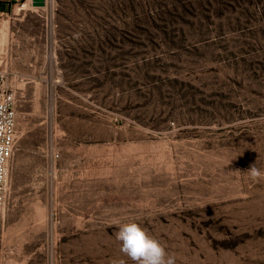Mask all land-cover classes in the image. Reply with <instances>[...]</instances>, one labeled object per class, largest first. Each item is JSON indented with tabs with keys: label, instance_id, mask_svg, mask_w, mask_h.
<instances>
[{
	"label": "rangeland",
	"instance_id": "obj_1",
	"mask_svg": "<svg viewBox=\"0 0 264 264\" xmlns=\"http://www.w3.org/2000/svg\"><path fill=\"white\" fill-rule=\"evenodd\" d=\"M12 259L134 264L135 220L175 264H264V10L17 0Z\"/></svg>",
	"mask_w": 264,
	"mask_h": 264
},
{
	"label": "clouds",
	"instance_id": "obj_2",
	"mask_svg": "<svg viewBox=\"0 0 264 264\" xmlns=\"http://www.w3.org/2000/svg\"><path fill=\"white\" fill-rule=\"evenodd\" d=\"M253 181L264 179V172L254 165L247 171ZM118 231L115 238L121 244V252L134 264H175V257L169 255L165 247L151 237L135 220L128 223L115 222Z\"/></svg>",
	"mask_w": 264,
	"mask_h": 264
},
{
	"label": "crops",
	"instance_id": "obj_3",
	"mask_svg": "<svg viewBox=\"0 0 264 264\" xmlns=\"http://www.w3.org/2000/svg\"><path fill=\"white\" fill-rule=\"evenodd\" d=\"M17 0H0V12L3 8H6L11 3ZM16 72L15 78H20V72L25 68L21 67L19 57L14 56V42L8 32H3L2 38H0V73L4 74L8 71ZM17 151V142L14 145L13 157L10 161L12 167L15 155ZM9 166V170L10 167ZM10 172V171H9ZM21 212L18 209H5L0 213V264H23L24 261L18 259H12L11 248L16 247V244H12L10 233L14 229L18 221L11 218L13 213Z\"/></svg>",
	"mask_w": 264,
	"mask_h": 264
},
{
	"label": "built area",
	"instance_id": "obj_4",
	"mask_svg": "<svg viewBox=\"0 0 264 264\" xmlns=\"http://www.w3.org/2000/svg\"><path fill=\"white\" fill-rule=\"evenodd\" d=\"M15 93L5 86L0 73V213L6 209L9 166L16 142Z\"/></svg>",
	"mask_w": 264,
	"mask_h": 264
},
{
	"label": "trees",
	"instance_id": "obj_5",
	"mask_svg": "<svg viewBox=\"0 0 264 264\" xmlns=\"http://www.w3.org/2000/svg\"><path fill=\"white\" fill-rule=\"evenodd\" d=\"M171 2L172 6L182 10L214 8L223 10L241 9L247 13L252 10H264V0H161Z\"/></svg>",
	"mask_w": 264,
	"mask_h": 264
},
{
	"label": "water",
	"instance_id": "obj_6",
	"mask_svg": "<svg viewBox=\"0 0 264 264\" xmlns=\"http://www.w3.org/2000/svg\"><path fill=\"white\" fill-rule=\"evenodd\" d=\"M34 5L41 6L43 5V0H33Z\"/></svg>",
	"mask_w": 264,
	"mask_h": 264
}]
</instances>
